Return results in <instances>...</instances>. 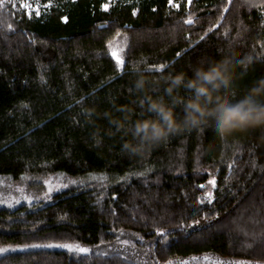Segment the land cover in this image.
I'll return each instance as SVG.
<instances>
[{
  "label": "trees",
  "instance_id": "1",
  "mask_svg": "<svg viewBox=\"0 0 264 264\" xmlns=\"http://www.w3.org/2000/svg\"><path fill=\"white\" fill-rule=\"evenodd\" d=\"M224 55L241 89L264 76V0H0V264H140L94 252L138 237L153 264L264 263V129L192 130L132 158L119 135L97 146L86 112L136 101L139 71ZM50 178L62 186L35 200ZM9 185L26 198L2 203Z\"/></svg>",
  "mask_w": 264,
  "mask_h": 264
},
{
  "label": "clouds",
  "instance_id": "2",
  "mask_svg": "<svg viewBox=\"0 0 264 264\" xmlns=\"http://www.w3.org/2000/svg\"><path fill=\"white\" fill-rule=\"evenodd\" d=\"M190 71L191 75L186 70L162 75L139 71L129 88L136 101L119 104L113 99L107 110L96 106L86 109L95 127L96 145L102 143V132L109 137L119 135L123 154L146 158L171 138L192 130L212 127L224 138L235 132L264 129V76L241 89L238 82L243 73L237 72L233 55L199 58ZM137 103L142 109L139 115ZM100 120L109 126L105 129Z\"/></svg>",
  "mask_w": 264,
  "mask_h": 264
},
{
  "label": "rangeland",
  "instance_id": "3",
  "mask_svg": "<svg viewBox=\"0 0 264 264\" xmlns=\"http://www.w3.org/2000/svg\"><path fill=\"white\" fill-rule=\"evenodd\" d=\"M126 46V42L119 41L116 43V45L112 46V51L117 50L120 55L122 56L123 50ZM122 50V51H121ZM38 181V180H37ZM41 183V182H39ZM62 186V182L60 179L50 178L46 181L45 189L43 192H38L35 196V200H40L38 197L42 198L44 194H49L52 191L56 190L58 187ZM5 187V186H4ZM15 186L9 185L7 189H9L10 192H6L5 196L2 200V203H17L23 199H25V192H27V189L22 188H14ZM34 190L33 188H29ZM6 191V190H5ZM17 193V195L9 198L11 193L13 194ZM29 192V191H28ZM40 193V194H39ZM44 193V194H42ZM2 205V204H1ZM125 235H122V238L125 239ZM130 237V236H129ZM137 238V237H136ZM135 241V242H133ZM147 241H145L143 238H137V239H126L123 241V243H115V244H103L99 245L94 249V252L98 253H110L114 251H118L120 253H123L127 255L128 253L132 254V256H135L139 258L140 264H153V262L149 258L148 253V247H147ZM61 247V246H60ZM67 248V247H66ZM86 249V248H85ZM88 250V249H87ZM169 262L171 264H264L258 261H249V260H237V259H222L218 256L206 254L201 256H194L189 258H179V259H172ZM167 262L166 264H169Z\"/></svg>",
  "mask_w": 264,
  "mask_h": 264
},
{
  "label": "snow or ice",
  "instance_id": "4",
  "mask_svg": "<svg viewBox=\"0 0 264 264\" xmlns=\"http://www.w3.org/2000/svg\"><path fill=\"white\" fill-rule=\"evenodd\" d=\"M21 7L26 9V8L30 7V5L27 4V3H22V4H21ZM187 22H188L189 24L192 23L191 20H189V21H187ZM121 51H122V50H121ZM111 55H112L113 58L115 59V62H116V64H117V66L120 67V68H122V67H123V64H124V61H123L122 56L120 55V53H119L117 50H113V51L111 52ZM162 67H163V66H162ZM210 183L214 184V181H210ZM61 247H67V248H69V249L75 247L76 250H77V251H80V252H87V251H88L87 249H85V248H81V247H79L78 245H77V246H74V245H61ZM169 264H171V262H169Z\"/></svg>",
  "mask_w": 264,
  "mask_h": 264
}]
</instances>
